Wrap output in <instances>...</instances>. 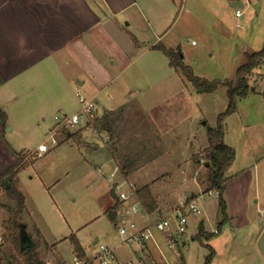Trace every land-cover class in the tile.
Here are the masks:
<instances>
[{
    "label": "rangeland",
    "instance_id": "374dc122",
    "mask_svg": "<svg viewBox=\"0 0 264 264\" xmlns=\"http://www.w3.org/2000/svg\"><path fill=\"white\" fill-rule=\"evenodd\" d=\"M173 1V7H169L168 32L161 39V45L173 50L179 47L183 63L199 78L234 82L237 68L247 61L248 55L264 46V0H241L244 5L241 19L236 18L231 0ZM146 31L143 28L141 32L145 37ZM129 63L122 72L114 70V81L100 95L87 98L96 102L98 112L102 107L125 105L128 115L134 119L129 124L123 123L118 113L116 124L113 122L122 142V152L118 157L120 163L117 161L120 168L130 164L140 169L147 163L143 170L137 172L142 176L138 174L139 177L135 178L129 175L126 176L127 180L137 185L147 180L146 175L152 178L156 176L155 173L167 171L152 186L153 194L160 198L161 207L166 211L175 209L186 193L199 197L200 212L188 216L186 232L176 237L175 248L159 244L166 263L204 264L210 249H213L215 255L210 264H264V255L257 246L259 237L264 234V217L261 215L264 211V62L251 71L249 86L254 91L237 100L236 111L224 120V143L231 146L236 155L229 175H237V172L251 167L247 173L250 179L243 180V183L240 181L234 188L240 192L245 182L248 191L244 197L235 199L231 212L226 211L228 220L224 222L218 197L214 194L202 196V190L208 184V170L205 167L207 129L216 127L218 116L227 108V87L221 85L213 92L196 88L178 70L175 73L167 66L166 56L161 51L154 55L141 52ZM139 90L140 97L137 94ZM140 104L144 110V123L139 124L138 133L136 120L143 121L137 108ZM98 120L96 129L99 131L102 126L100 117ZM16 125L26 127L24 123L9 122L0 133V146L3 147L2 143L6 141L17 150L26 147L19 140V134L9 131L11 126L16 129ZM41 129L48 131L46 125ZM79 130L82 129L62 128L58 133L63 138L69 134L76 136ZM85 134L90 135L91 131L87 129ZM137 134L139 137H136ZM48 135L49 132L42 142L47 141ZM37 142L38 136L33 140V143ZM142 142L152 146L150 154H145L146 150L140 145ZM113 143L110 140V148L114 146ZM96 144L102 159L99 161H89L88 152L84 149L71 150L69 155L61 151H48L36 161V153L20 154L25 164L35 162L30 169L19 172L18 186L14 188L12 184L11 191L16 190L26 196L24 206L32 218L25 209H19L17 199L10 196L5 186L0 188L1 264H25L19 254L23 224H26L28 234L38 244L34 255L43 264H54L50 259H54L56 253L66 263L72 261L70 238L65 239L71 233L80 241L86 252L83 259L88 263L97 264L94 262L97 245L104 244L114 249L117 258H120L119 253L125 252L129 259L125 261L120 258L124 261L122 264L127 261L150 264L146 257L140 260L135 254L134 249L138 245L122 243L114 223L107 216L94 219L107 207L105 201L109 199L106 195L109 182L105 175L115 168L113 162H106L103 140L99 139ZM8 157V161L0 160L1 171L17 160L15 155ZM85 158L89 162L86 163ZM154 158L161 161L152 166L153 162L149 161ZM97 168L102 169L104 176L95 172ZM39 179L44 181L45 189ZM4 182L8 185L5 176ZM147 187L150 191V187ZM33 222L37 223L42 236L33 229ZM200 230L202 235H199ZM157 239H161L160 235ZM95 241L97 243L93 244Z\"/></svg>",
    "mask_w": 264,
    "mask_h": 264
},
{
    "label": "crops",
    "instance_id": "0c3cea01",
    "mask_svg": "<svg viewBox=\"0 0 264 264\" xmlns=\"http://www.w3.org/2000/svg\"><path fill=\"white\" fill-rule=\"evenodd\" d=\"M173 3V0H0V109L6 115V127L9 122L26 124V127L16 125V129L13 126L9 129L19 134V140H22L26 147L17 150L5 141L2 143L3 147L0 146V160L3 158L8 161V156L12 157L17 153L35 152L37 146L42 143V138L44 139L48 132L60 126L62 118L77 111L76 90L83 92L86 97H97L114 81L112 77L114 70H121L120 72L126 70L130 60L141 52L152 55L160 52L154 47L161 44V39L168 32L169 11ZM123 22H126L125 26ZM143 28L147 30V37L141 33ZM166 59L167 66L177 73L176 69L170 66L168 57ZM137 94L140 97V90ZM124 106L102 107L101 112L97 110L100 119L107 117L110 131H102L100 128L96 135L91 133L86 136L87 129L82 128L76 136L69 134L63 138L58 133L56 137L58 140L60 136V140L55 146L48 144L49 151H61L69 155L71 150L84 149L88 152L89 161H99L102 159L99 157L101 154L96 143L99 139L104 142L105 138L109 137L111 142H114L112 145L115 153L112 156L110 149L104 146L106 162H113L120 168L118 157L122 152V142L119 141V135L114 129L115 118L120 113L119 119H122L123 123L129 124L134 120L128 115ZM137 108L143 118V121L136 120L138 123L136 130L140 133L139 124L144 123V110L141 104ZM43 125H46L48 131L44 132L41 129ZM137 135L136 137H139V134ZM37 136L39 142L33 143ZM225 136L226 133L224 138ZM142 143L140 145L146 150L145 154H150L152 146ZM157 154L162 155L163 152ZM12 161L14 160L11 158V164L16 162V160ZM84 161L89 162L86 158ZM160 161L154 158L149 163L153 162L152 166H154ZM234 162L235 159L230 168ZM33 163L23 170L30 169ZM146 165L147 163L140 169L130 164H126L125 167L129 172L128 176L134 175L137 178L140 174L137 172L143 170ZM9 167L2 171L0 169V174L2 175ZM230 168L226 176L231 179L223 194L227 213L231 212L235 199L246 195L248 184L245 185V182L240 192L234 188L240 181L243 183V180L250 179L247 173L251 167L232 176L229 175ZM166 172L155 173L156 176L152 178L146 175L147 180L137 183L138 189L149 186L153 198L156 199L158 208L151 214L152 218L170 212L162 209L160 198L152 191L153 184ZM18 175L19 173L12 182L14 188L18 186ZM39 183L43 189L46 188L42 179H39ZM108 194L106 192L109 197L105 201L107 207L94 219L107 216L106 210L114 201L117 203L109 184ZM188 195L186 193V196ZM23 196L26 200V196ZM24 209L32 218L25 206ZM32 227L42 236L36 222L32 223ZM22 228L28 234L26 224H23ZM159 235L156 236L158 244L166 246L161 235V239H157ZM71 236L78 240L74 233L65 239ZM32 239L34 241L33 237ZM134 252L140 260L146 257L150 264H167L161 245L158 248L154 242L137 246ZM84 253L86 254L85 251ZM119 257L124 260L129 259L123 251L119 253ZM120 258L118 260L124 262ZM50 260L54 261V264L66 263V260L57 253L54 259Z\"/></svg>",
    "mask_w": 264,
    "mask_h": 264
},
{
    "label": "built area",
    "instance_id": "2783aa9c",
    "mask_svg": "<svg viewBox=\"0 0 264 264\" xmlns=\"http://www.w3.org/2000/svg\"><path fill=\"white\" fill-rule=\"evenodd\" d=\"M240 1L241 0H231L232 3ZM243 8V4L241 7L234 8L237 19L243 18L241 11ZM237 27H239V24H237ZM192 44L194 43L192 42ZM76 97L78 101L77 111L62 118L60 126L56 130L49 132L47 141L39 144L35 152H30L32 154L36 153L34 158H39L41 154L48 152V144L55 146L58 143L56 135L62 128H86L90 130L93 135L98 133L96 129V122L98 120L96 102L93 99L87 98L80 90H76ZM104 146L110 149L109 137L105 138ZM95 172L104 176L101 168H97ZM105 178L109 182L117 202V210L113 223L123 244L142 246L148 242H154L159 248V244L156 240V234L158 233L162 236L165 245L170 249H174L176 237L186 232L188 216L190 214L198 215L200 212L198 203L199 197L188 195L175 209L171 210L166 215L159 214L157 217L152 218L151 214L147 212L137 196L138 186L132 181L127 180L126 176L122 174L121 169L117 165L109 174L105 175ZM4 185V177L0 174V188H4ZM124 185L126 186L125 188ZM212 194L218 197L217 190H202V196L210 197ZM202 196H200V198H202ZM261 215L264 217V211H262ZM215 233H217V231H215ZM1 242L2 237L0 236V243ZM94 262L97 264H122L118 260L114 249L104 244L97 245V256L94 258ZM46 264L50 263L47 262ZM64 264L91 263H88L86 260L73 253L72 261ZM124 264L132 263L127 261ZM137 264H143V262L139 261Z\"/></svg>",
    "mask_w": 264,
    "mask_h": 264
},
{
    "label": "trees",
    "instance_id": "16d2710c",
    "mask_svg": "<svg viewBox=\"0 0 264 264\" xmlns=\"http://www.w3.org/2000/svg\"><path fill=\"white\" fill-rule=\"evenodd\" d=\"M155 50L161 51L166 57L169 59V63L171 67H174L178 70L181 75L186 79V81L192 83L196 88L201 87L204 92H213L219 86L227 87V96H228V105L222 114L218 116L217 125L215 128H210L207 130V159L205 164H208L206 167L208 170L207 177V187L205 190H217L218 191V206L219 211L223 215V222L228 220L226 214V203L223 197V194L227 188V185L230 181V177L226 176L230 166L232 165L235 159V151L232 147L227 146L224 143V120L227 116L233 114L237 108V100L243 99L247 97L249 92L251 91V87L249 86V79L251 71L259 66L262 62H264V46L257 51L247 56V61L242 64L236 70V79L234 82L228 81H208L203 78H199L194 75L192 69L183 63V58L181 57V53L179 48L176 50L168 49L163 45H157L154 47ZM99 121V120H97ZM97 124V122H96ZM101 130L102 131H110L107 117L100 119ZM6 127V115L3 111L0 110V133L4 131ZM97 127V125H96ZM100 130V129H99ZM115 153L114 147L110 148V154L113 156ZM17 156L16 162L10 166L2 176L8 178L9 187L6 189L12 198L17 199L18 207L20 210L24 209V196L18 191H11L12 189V181L15 176L23 170L25 167L29 165L25 164L20 157V154H15ZM37 158H34L36 160ZM122 174L124 176H128L127 168H121ZM137 196L141 200L143 206L150 214L153 213L156 209V201L152 197L147 186L141 187L137 190ZM117 203L112 205L106 210L107 217L113 222L116 215ZM199 235H202V231L200 230ZM208 238L209 236H205ZM17 243H19V240ZM70 242L73 248V253L77 256L83 258L85 256L84 250L80 245L79 241L74 237H70ZM38 244L34 243V245L26 250L20 249L19 254L24 259L25 264H43L37 258H35L34 251L36 250ZM215 253L213 249H210L209 255L205 258L204 264H210L214 257ZM1 264V259H0Z\"/></svg>",
    "mask_w": 264,
    "mask_h": 264
},
{
    "label": "water",
    "instance_id": "95a60500",
    "mask_svg": "<svg viewBox=\"0 0 264 264\" xmlns=\"http://www.w3.org/2000/svg\"><path fill=\"white\" fill-rule=\"evenodd\" d=\"M231 6L233 8L241 7L242 4L240 2H235V3H232ZM251 91H254V88H251ZM203 124H205V122ZM209 129L210 128H208L207 130H209ZM207 166H208V164H205V167H207ZM7 188H8V186H7V183L5 182V189H7ZM96 243H97V241L94 244H96ZM33 245H34V241H33L32 237L25 232L24 228H22L21 249L26 250V249L32 247ZM257 246H258V249L261 252V254L264 255V234H262L259 237Z\"/></svg>",
    "mask_w": 264,
    "mask_h": 264
}]
</instances>
